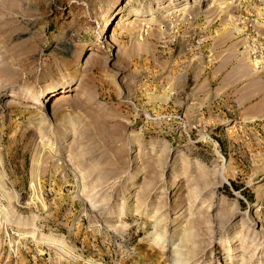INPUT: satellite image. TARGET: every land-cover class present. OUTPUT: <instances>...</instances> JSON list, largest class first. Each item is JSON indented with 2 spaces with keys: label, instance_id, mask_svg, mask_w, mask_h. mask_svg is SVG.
<instances>
[{
  "label": "rangeland",
  "instance_id": "1",
  "mask_svg": "<svg viewBox=\"0 0 264 264\" xmlns=\"http://www.w3.org/2000/svg\"><path fill=\"white\" fill-rule=\"evenodd\" d=\"M168 1L0 0V264H264V0Z\"/></svg>",
  "mask_w": 264,
  "mask_h": 264
},
{
  "label": "bare ground",
  "instance_id": "2",
  "mask_svg": "<svg viewBox=\"0 0 264 264\" xmlns=\"http://www.w3.org/2000/svg\"><path fill=\"white\" fill-rule=\"evenodd\" d=\"M168 2H170V0L168 1ZM166 4V3H165ZM168 4H166V6H167ZM143 12V11H142ZM134 13L135 14H137L138 13V11H134ZM140 13V12H139ZM141 14V13H140ZM107 24V23H106ZM61 97V96H60ZM58 101V100H57ZM8 102H10V100L8 101ZM11 103H13V101L11 102ZM10 103V104H11ZM9 107V106H8ZM155 237V236H154ZM184 238V237H183ZM182 238V239H183ZM157 240V242H161L162 241V243L161 244H164V242H166V240L164 239V240H162V238H160L159 236H157L156 238H155V241ZM157 244V243H156ZM177 249H178V246H176L175 245V247H174V249H173V251H172V257H171V259H173V261H174V263L175 264H184L185 263V261H186V257L185 258H183V255L182 254H180V252L179 251H177ZM229 251V250H228ZM185 256V255H184ZM187 256V255H186ZM170 258V257H169ZM171 259H169L170 261H171ZM172 261V262H173Z\"/></svg>",
  "mask_w": 264,
  "mask_h": 264
}]
</instances>
